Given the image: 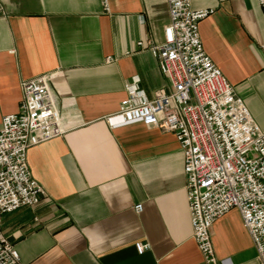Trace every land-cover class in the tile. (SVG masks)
<instances>
[{"label":"crops","instance_id":"obj_1","mask_svg":"<svg viewBox=\"0 0 264 264\" xmlns=\"http://www.w3.org/2000/svg\"><path fill=\"white\" fill-rule=\"evenodd\" d=\"M190 1L212 11L199 23L204 51L264 131V0ZM106 2L108 11L102 0H0V124L19 111L23 81L47 75L66 131L28 150L45 196L3 215L1 232L21 264H204L174 134L108 122L132 82L147 98L167 87L138 44L163 43L168 2ZM211 237L219 260L259 264L237 210ZM138 242L150 249L138 254Z\"/></svg>","mask_w":264,"mask_h":264},{"label":"built area","instance_id":"obj_2","mask_svg":"<svg viewBox=\"0 0 264 264\" xmlns=\"http://www.w3.org/2000/svg\"><path fill=\"white\" fill-rule=\"evenodd\" d=\"M167 2L163 43L138 44L157 59L167 87L147 98L132 82L108 122L112 128L141 124L174 134L183 153L192 239L204 264H232L217 258L211 237L215 221L231 210L240 214L264 264V131L204 51L199 23L212 11L194 10L190 0ZM22 91L19 111L0 124V224L3 215L33 208L45 196L29 170L28 150L66 133L50 76L23 81ZM135 210L141 213L142 205ZM135 249L143 254L150 246L138 242ZM0 264H21L1 229Z\"/></svg>","mask_w":264,"mask_h":264},{"label":"rangeland","instance_id":"obj_3","mask_svg":"<svg viewBox=\"0 0 264 264\" xmlns=\"http://www.w3.org/2000/svg\"><path fill=\"white\" fill-rule=\"evenodd\" d=\"M107 60V59H106ZM114 60V59H113ZM34 208V207H33ZM1 225V224H0Z\"/></svg>","mask_w":264,"mask_h":264}]
</instances>
